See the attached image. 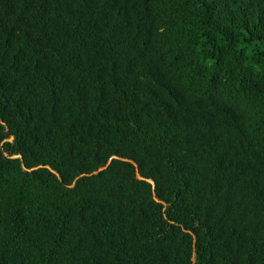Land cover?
I'll return each instance as SVG.
<instances>
[{"label": "trees", "instance_id": "trees-1", "mask_svg": "<svg viewBox=\"0 0 264 264\" xmlns=\"http://www.w3.org/2000/svg\"><path fill=\"white\" fill-rule=\"evenodd\" d=\"M0 264H264V0H0Z\"/></svg>", "mask_w": 264, "mask_h": 264}]
</instances>
